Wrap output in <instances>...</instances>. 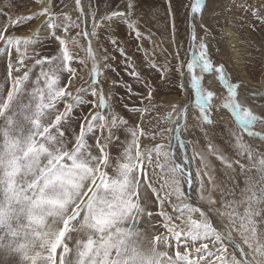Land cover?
I'll list each match as a JSON object with an SVG mask.
<instances>
[{
	"label": "snow or ice",
	"instance_id": "snow-or-ice-1",
	"mask_svg": "<svg viewBox=\"0 0 264 264\" xmlns=\"http://www.w3.org/2000/svg\"><path fill=\"white\" fill-rule=\"evenodd\" d=\"M165 2L167 15L173 20L170 43L174 51H161L166 60L172 56L176 64L169 61L167 66L158 65L144 50L149 66L162 78L174 71L185 81L178 85L182 90L190 80L195 106L206 124L213 123L211 102L217 94L206 90L203 81L205 74L215 73L226 92L222 107L249 138L264 141V135L253 131L257 122L264 124V114H254L242 103L249 99L242 66L229 69L211 54L209 37H215L205 23L208 0H177L176 7L173 0ZM229 2L234 6V0ZM74 3L75 18L58 12L54 0H35L36 12L16 17L6 14L0 27V55L7 58L9 81L7 87L0 84V264H264V151L233 134L237 158L216 154V159L229 169L238 167L245 174V184L238 199H221L220 208L211 207L218 201L210 194L205 196L203 179L213 183L211 165L198 152L192 157L184 155L183 164L177 162L172 137L165 141L168 133L181 131L188 105L172 104L171 112L162 117L172 127H160L158 119L155 126L146 128L145 114L159 105L153 103V92L145 81L149 90L140 101L144 106L128 108L124 104L138 116V121L130 122L112 111L114 98L111 90L105 91V84L107 73L113 70L108 61L113 58L104 49L101 63L92 40H99L116 19L126 23L137 41L143 40L138 21L133 18L136 0H126L123 10L119 4L112 5L99 16L92 0H88L87 10L82 0ZM106 3L111 5V0ZM223 8L231 11L227 4ZM178 9L190 21L189 49L193 51L186 64L182 58L184 46L175 35ZM256 14L264 18V10L259 7ZM40 18H45L51 38L58 42V53L51 57L36 51L38 32L18 36L9 31ZM82 40L87 42L86 47ZM111 43L125 57L128 75L139 81L141 75L128 62L125 50L116 40ZM79 51L85 53L82 58ZM29 61L39 69L38 73L34 74ZM76 63L88 68V78L78 75ZM77 79L84 83L75 85ZM126 87L131 96V85ZM252 95L262 94L253 90ZM88 96L91 99H86ZM84 105H88V111L80 120L79 131H69L73 111ZM117 125L124 126L127 135L123 161L110 175L108 142ZM89 136L93 144H89ZM142 139L156 143L142 149ZM209 151L215 149L209 145ZM197 157L200 164L193 176L191 164ZM245 160L248 163L242 162ZM253 171L255 175L247 174ZM150 198L160 209L155 213L158 225L148 206ZM205 203L209 207H203ZM146 224L150 228L144 227ZM172 239L177 242L174 253L170 251ZM192 245L195 260L187 250ZM230 247L234 249L232 253Z\"/></svg>",
	"mask_w": 264,
	"mask_h": 264
},
{
	"label": "rangeland",
	"instance_id": "rangeland-1",
	"mask_svg": "<svg viewBox=\"0 0 264 264\" xmlns=\"http://www.w3.org/2000/svg\"><path fill=\"white\" fill-rule=\"evenodd\" d=\"M116 1L117 0H111V5L107 3V7L103 5V10L99 11L98 16L103 14L105 10H108L110 6L115 5ZM236 1L237 0L234 1V6L233 3L229 2L230 6L228 8H230L231 11H226L222 7L224 3L221 5L223 9H221L217 0H208L205 12V23L213 29V36L215 37V39L209 37L210 51L215 61L223 62L229 69H234V58L227 46L228 44H232V42L227 34L224 38L222 36L224 30L226 33L227 30H231L235 37H237V50L242 54V65L245 67L246 76L256 83L264 77V74H262L264 72V21H261L262 23L256 22L261 19L259 15L253 16L252 14L256 13L257 7L264 10V4L261 3V0ZM54 2L58 6L56 9L58 12L64 11L72 15L73 18L76 17L77 12L74 0H54ZM122 2L123 1L120 2L119 0L121 10H123L124 6V3ZM82 3L87 10L88 0H82ZM173 4L174 7H176L177 0H173ZM60 5H63V8H61ZM98 9H100L99 6ZM232 9L235 10L234 13H237L236 17H239L238 23L234 25L233 23L235 22L229 19V17L232 18L233 15ZM37 10L38 8L35 4V0H0V27L5 23L6 14L16 17L34 13ZM133 18L138 21L139 31L145 37L143 40L137 41L134 36L130 34V30L127 28L126 23L121 19L115 20L112 28L108 29L106 32H102L99 40H92L93 49L96 51L97 56L101 58V63H103L102 57L104 55V49L107 50V55L113 58L108 61V64L113 70L107 73V82L105 84V91L107 92L111 90V96L114 98L111 101L113 105L112 111L116 115L128 119L130 122L138 121V116L126 109L124 104H127L128 108L144 106L141 105L140 101L147 95L149 90L148 86L144 83L145 81H147V84L151 87L153 92V103L159 105V107L155 108L150 113L145 114L144 126L146 128H152L155 126L158 119L161 120L160 127H172L173 125L170 123L163 122L162 117L171 112L172 104H178L181 106L188 105L189 109L187 112V118L188 116L192 118L195 117V120H189L188 118L186 122L180 125L181 131L179 133H168L165 137V141H167L168 136L172 137L171 145L172 149L175 151L177 162L181 163V159H183L184 155L192 157L194 152H198L203 154L206 161L211 165L209 171H211L213 175V183L210 185L207 183V178H203L205 180V196L207 197L210 194L218 201L216 205H212L211 207L220 208L221 205L219 201H221V199H238L240 197V191L245 184V174L235 165L233 169H229L226 165L221 164V162L216 159V154L227 155L235 160L237 157L233 151V134L242 136L243 139L249 137L247 136V132L240 128L231 113L222 107L224 102L223 97L226 96V92L220 86L216 74H205L203 81V86L206 90L213 91L217 94L211 102L213 107L210 110V114L212 115L213 123L206 124L200 117V110L195 106V93L190 87V80L187 81L188 87L186 90L180 89L178 85L182 82L181 77L178 74L173 71L167 73L166 76L162 78L160 72L149 66L148 58L145 56L144 50H147L148 56L158 65L167 66L169 61L173 66L176 64V60L173 59L172 56H168L166 60L165 54L161 51V49L164 48L169 49L170 52L174 51L170 43L173 36V20L167 15L165 0H136V9ZM235 18L233 19L235 20ZM174 23L176 38L184 46L182 49V58L186 64L190 60L193 51L189 49L190 21L185 19V13L183 10L178 9ZM196 30L198 35L201 34V29L198 23ZM9 31L18 36H31L33 33L38 32L39 43L35 45L36 51L40 55L48 57L58 53V42L51 38V29L45 23V18L36 19L15 29L10 28ZM57 34L60 35L62 33L58 32ZM74 34L75 32L73 31L71 35ZM112 40H116L119 48H123L127 53L128 62L132 63L136 68V71L141 75L139 81L128 75V72L126 71V59L124 56L120 55L117 46L111 45ZM81 43L84 44L85 47L87 46L86 41L82 40ZM0 47H2V44H0ZM255 49H261L262 51H258H260V53L262 52L263 55L259 54V56H257ZM252 53L258 58L260 57L259 60L254 57ZM78 55L82 58L85 53L79 51ZM13 61H15V55L13 56ZM28 63L29 67L33 68L34 74L39 72V69L36 68L31 61ZM90 63L91 62H89V66ZM257 65H259V67H257ZM74 66L78 69L79 76L85 78L89 77L88 68H84L78 63L74 64ZM128 71H130V69H128ZM20 74L21 73H13V75ZM208 77L211 78L210 81H208ZM101 79H104V77L102 76ZM8 83L7 58L4 55H0V84L7 87ZM74 83L75 85H79L84 83V81L77 79ZM126 85H131L133 89L131 96H129L127 92ZM85 86L87 87V85ZM71 90L75 91V87ZM248 90L249 99L242 101V103L244 106L250 107L254 114H264V88L261 90H258L257 88H248ZM253 90L260 92L262 95L253 96ZM86 99H91V97L88 96ZM173 100H175V102ZM145 104H148L147 100H145ZM148 106L151 107V105ZM60 108L63 109V104L60 105ZM87 111L88 105L78 106L73 111L71 128L69 131L73 129L79 131L80 120ZM253 131L264 135V124L257 122L253 126ZM104 135L107 136L108 133L105 132ZM126 135V129L122 125H117L112 129L111 140L108 142L110 167L107 171L110 175L115 174V169L123 161ZM177 136L179 139H177ZM251 139L258 143L253 142L255 149H259L263 146L261 151H264V141L254 138ZM88 142L89 144L94 143L91 136L88 137ZM155 143L156 141L151 139H142L141 147L142 149L145 147L151 148ZM209 145L215 149V152L209 151ZM93 151H95V149H93ZM242 162L248 163L246 160ZM192 164L196 171L200 164L199 158L197 157V159L193 160ZM147 171L151 174L152 169L149 167ZM155 171L159 173L160 170L156 169ZM247 174L255 175V172L253 171ZM213 185L215 187H213ZM141 191L143 192V186ZM230 192L235 193V196L229 195ZM144 195L151 197L150 193H144ZM153 199L154 198L149 199L148 206L154 212L153 222L158 225L159 220L155 219V213H158L160 209L155 203H153ZM203 207L207 208L209 205L205 203ZM168 210L171 211V209ZM215 215L216 213H213V216ZM144 227L150 228V225L146 224ZM164 234L167 235V233ZM187 243L191 244L190 241ZM184 245L185 241L182 239L180 241L182 251L185 250ZM176 247L177 242L175 239H172L170 251L174 253ZM187 250L191 252L192 259L195 260V245H192ZM233 251L234 249L230 247L229 253H232Z\"/></svg>",
	"mask_w": 264,
	"mask_h": 264
},
{
	"label": "bare ground",
	"instance_id": "bare-ground-1",
	"mask_svg": "<svg viewBox=\"0 0 264 264\" xmlns=\"http://www.w3.org/2000/svg\"><path fill=\"white\" fill-rule=\"evenodd\" d=\"M121 1H123L122 3H126V0H120V2ZM218 1V5L221 7V5H222V3H224V4H227L228 5V7L230 6V4H229V0H217ZM235 1V0H234ZM238 1V0H237ZM236 1V2H237ZM117 2H118V4H119V0H117L116 1V4H117ZM92 3H93V5L94 6H96V7H100V9H99V11H102L103 9V5L104 6H106L107 7V3H106V0H92ZM113 3H115V2H113ZM257 5H259V4H257ZM142 6V5H141ZM223 7V6H222ZM221 7V9H223ZM87 8H88V5H87ZM106 11V10H105ZM234 9H232V13H233V15H232V18H230L229 17V19L232 21L233 20V22H235V23H233V25L234 24H236V23H238V18L239 17H236V15H237V13L235 12L234 13ZM229 13V12H228ZM253 16H255V15H257L256 13L255 14H252ZM236 17V18H235ZM241 17V16H240ZM260 17V16H259ZM233 18H235V20L233 19ZM260 19L261 20H258V21H256V22H263L264 21V18H261L260 17ZM117 20V19H116ZM242 22V21H241ZM261 22V23H262ZM117 24V23H116ZM243 24V23H242ZM89 30H91V27H90V24H89ZM108 33V32H107ZM102 34V33H101ZM104 34V33H103ZM110 34V33H109ZM227 34V36L230 38V40H231V42H232V44H228L227 46H228V48H229V50H230V52H231V54L233 55V58H234V60H233V68H236L237 67V65L239 64L240 66H242V68H243V71L241 72V76H242V78H243V80H244V83L248 86V88H250V89H253V88H257L258 90H261V89H263L264 88V77H262L258 82H253V81H251L247 76H246V73H245V67H244V65H242V59H243V57H242V54H240L239 52H238V50H237V48H238V45H237V37H235V35H234V33L230 30H227V33L225 32V30H224V34H222V36H223V38H224V36ZM106 36V35H105ZM105 36H104V38H105ZM108 41V40H107ZM106 41V42H107ZM99 42V41H98ZM231 42H229V43H231ZM99 44V43H98ZM97 44V45H98ZM111 45H113V44H111ZM258 46V45H257ZM256 50V49H255ZM255 50H254V52H255ZM258 50H261V49H258ZM258 50H256V54H257V56H259V54L260 55H263V53L261 54L260 53V51H258ZM252 51H253V48H252ZM262 51V50H261ZM252 55L254 56V57H256V58H258L257 56H255V54L254 53H252ZM248 57V56H247ZM254 57H253V59H254ZM260 58V57H259ZM259 58H258V60H259ZM255 60V59H254ZM257 60V61H258ZM253 61V60H252ZM259 62V61H258ZM263 62V61H262ZM248 64V63H247ZM261 64V63H260ZM254 66V65H253ZM262 66V65H261ZM257 67H259V65H257ZM255 70H256V68H255ZM264 73V72H263ZM210 77H208V81H210ZM181 82L182 83H184L185 81L184 80H181ZM188 91V90H187ZM174 102H175V100H173ZM189 109V108H188ZM188 118H189V120H191V119H194L195 120V117L194 118H192V117H190V116H188ZM188 118L186 119V121L188 120ZM185 121V122H186ZM245 140V142L246 143H248V144H250L253 148H254V144H253V142L254 143H257V141H255V140H253V139H251V138H245L244 139ZM178 144H179V142H178ZM258 144V143H257ZM259 145H261V144H259ZM184 146V145H183ZM263 148V146H261L259 149H256V150H259V151H261V149ZM255 149V148H254ZM185 150V149H184ZM181 163L183 164V159H181ZM191 170H192V172H193V175L195 176V169H194V167H193V164H191ZM236 190V189H235Z\"/></svg>",
	"mask_w": 264,
	"mask_h": 264
}]
</instances>
